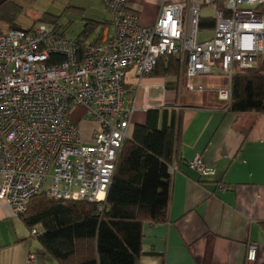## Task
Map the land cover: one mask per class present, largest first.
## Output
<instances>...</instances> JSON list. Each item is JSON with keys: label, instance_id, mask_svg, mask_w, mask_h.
Returning <instances> with one entry per match:
<instances>
[{"label": "built area", "instance_id": "1", "mask_svg": "<svg viewBox=\"0 0 264 264\" xmlns=\"http://www.w3.org/2000/svg\"><path fill=\"white\" fill-rule=\"evenodd\" d=\"M101 2L111 16V33L105 42L86 41L83 51L45 22L0 34V200L17 217L42 193L57 200L105 202L136 112L128 102L130 73L150 78L160 58L181 59L194 93L211 92L194 84L198 77L227 79V87L215 92L227 111L235 72L258 68L264 59V0L168 4L150 28L141 26L128 0ZM203 6L213 13V29H200ZM80 107L97 125L89 144L72 119ZM187 166L201 179L217 175L200 155ZM218 190L228 186L221 183ZM40 233V226L30 230L32 239ZM257 251L256 244L249 245V264Z\"/></svg>", "mask_w": 264, "mask_h": 264}, {"label": "crops", "instance_id": "2", "mask_svg": "<svg viewBox=\"0 0 264 264\" xmlns=\"http://www.w3.org/2000/svg\"><path fill=\"white\" fill-rule=\"evenodd\" d=\"M187 1L128 0V4L139 16L141 26L150 28L165 5ZM105 17L104 22L111 20L108 13ZM110 33L111 27L95 41L104 42ZM184 79L185 88H167L166 84L174 80H139L132 73L127 78L128 102L136 108L130 135L136 125L146 124L150 110H166L169 119L173 113L182 118L178 166L171 172L168 220L143 224L139 264H249L251 244L258 246L253 264H264V114L226 112L216 95L194 93ZM194 84L216 92L226 88L228 81L216 75L198 77ZM72 115L89 144L97 125L82 107L75 108ZM198 155L216 170L215 178L201 179L188 168L187 163ZM221 183L228 190L219 191ZM30 255H35L32 262ZM0 264H57L39 241L32 239L23 219L2 200Z\"/></svg>", "mask_w": 264, "mask_h": 264}, {"label": "trees", "instance_id": "3", "mask_svg": "<svg viewBox=\"0 0 264 264\" xmlns=\"http://www.w3.org/2000/svg\"><path fill=\"white\" fill-rule=\"evenodd\" d=\"M21 7L12 0L0 6V24L7 31L22 28L18 23ZM203 10H208L204 7ZM264 13V6L260 8ZM62 37L64 30L53 18ZM111 27L109 22L87 21L76 42L83 43L96 28L99 34ZM214 17L201 12L200 29H213ZM102 38H100L101 40ZM152 77L174 82L167 88H179L185 80L181 59L165 56L158 60ZM231 103L226 112L264 114V59L258 68L237 70L231 81ZM128 92V90H127ZM208 95L217 94L208 92ZM218 103L222 108L225 104ZM182 118L168 111L150 110L145 125H136L124 143L115 177L103 204L87 201H65L45 193L35 196L21 216L31 230L40 226L39 241L57 264H139L143 255V224L165 223L172 196L171 169L178 166Z\"/></svg>", "mask_w": 264, "mask_h": 264}, {"label": "rangeland", "instance_id": "4", "mask_svg": "<svg viewBox=\"0 0 264 264\" xmlns=\"http://www.w3.org/2000/svg\"><path fill=\"white\" fill-rule=\"evenodd\" d=\"M13 3L21 8L18 11L17 23L24 29L31 28L34 24L47 21L49 18L56 20L59 27L65 31L66 36L76 40L84 31L87 21L104 22L105 13L102 2L100 0H12ZM102 8V9H101ZM104 11V12H103ZM110 16V14L108 13ZM203 15L212 16L213 13L209 10H204ZM111 19V16H110ZM54 25L52 22H45ZM2 31H7L6 24H0ZM99 34V29L96 28L89 34L86 41H94ZM171 81V78H168ZM180 88H185L184 81L178 85ZM211 97V95H210ZM213 97V96H212ZM215 102V101H214ZM218 103V101H217ZM72 119L75 121L74 115ZM77 121V120H76ZM91 123V122H90ZM95 124V123H94ZM93 124V125H94Z\"/></svg>", "mask_w": 264, "mask_h": 264}, {"label": "water", "instance_id": "5", "mask_svg": "<svg viewBox=\"0 0 264 264\" xmlns=\"http://www.w3.org/2000/svg\"><path fill=\"white\" fill-rule=\"evenodd\" d=\"M9 0H0V6H2L3 4H5L6 2H8ZM105 42V41H104Z\"/></svg>", "mask_w": 264, "mask_h": 264}]
</instances>
